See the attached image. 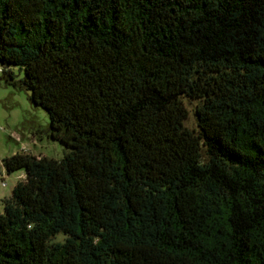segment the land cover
<instances>
[{
  "label": "trees",
  "instance_id": "obj_1",
  "mask_svg": "<svg viewBox=\"0 0 264 264\" xmlns=\"http://www.w3.org/2000/svg\"><path fill=\"white\" fill-rule=\"evenodd\" d=\"M0 73L68 149L1 161L0 264H264V0H0Z\"/></svg>",
  "mask_w": 264,
  "mask_h": 264
},
{
  "label": "rangeland",
  "instance_id": "obj_2",
  "mask_svg": "<svg viewBox=\"0 0 264 264\" xmlns=\"http://www.w3.org/2000/svg\"><path fill=\"white\" fill-rule=\"evenodd\" d=\"M16 80L23 72L11 68ZM29 92L8 85L0 73V166L1 161L17 153H27L35 157L60 160L68 152L63 145L49 139L46 135L48 116L44 110L30 104ZM187 117L183 125L188 130L197 131L195 109L200 102L182 98ZM24 171L18 170L0 174V214L3 212L2 200L11 195L13 187L23 180ZM63 236H57L53 243L61 242Z\"/></svg>",
  "mask_w": 264,
  "mask_h": 264
},
{
  "label": "crops",
  "instance_id": "obj_3",
  "mask_svg": "<svg viewBox=\"0 0 264 264\" xmlns=\"http://www.w3.org/2000/svg\"><path fill=\"white\" fill-rule=\"evenodd\" d=\"M23 177H24V175H23Z\"/></svg>",
  "mask_w": 264,
  "mask_h": 264
}]
</instances>
